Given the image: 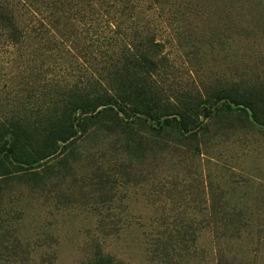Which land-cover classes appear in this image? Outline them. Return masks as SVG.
I'll return each instance as SVG.
<instances>
[{"label":"rangeland","instance_id":"374dc122","mask_svg":"<svg viewBox=\"0 0 264 264\" xmlns=\"http://www.w3.org/2000/svg\"><path fill=\"white\" fill-rule=\"evenodd\" d=\"M13 1L36 21L19 3L21 33L0 31V119L60 120L67 100L99 110L135 89L193 125L86 122L49 170L11 172L0 264H264V0ZM231 99L259 122L213 111Z\"/></svg>","mask_w":264,"mask_h":264},{"label":"trees","instance_id":"16d2710c","mask_svg":"<svg viewBox=\"0 0 264 264\" xmlns=\"http://www.w3.org/2000/svg\"><path fill=\"white\" fill-rule=\"evenodd\" d=\"M19 1L0 0V31L7 36L16 37L21 33V27L18 20L17 4ZM23 3V2H22ZM53 4V2H52ZM22 6V7H21ZM19 9H24L23 13L28 22L36 21L31 15V11L26 5L22 4ZM134 61V68L139 70L143 67L146 59L138 57ZM149 62V60H147ZM135 96L129 103L121 100H113L111 97H98L102 108L96 110L97 107L91 106L90 101L76 99L74 102L66 101L61 106V113L66 114V117L60 120H52L45 118L43 121H33L22 117H3L0 119V182H4L10 176L11 172L27 173L34 169L49 170L50 160L56 158L59 154H64L66 151L69 154L78 144L77 139L81 133H84L86 122L95 121L98 123V128L109 127L116 129L118 132H123L130 136L135 132L132 131L130 124L135 120L140 121V125H146L150 131L178 129L182 132H188L192 125L191 117L193 113L190 110H184L177 115L160 118L157 113L158 105L154 98L148 97L147 100H141L139 94L136 95L135 89L131 90ZM146 97V96H145ZM103 99V100H102ZM119 101V102H118ZM241 104V106H239ZM125 105L128 107L130 114L124 112ZM210 105V104H209ZM213 111L230 112L232 110H241L248 115L254 122H259V108L253 100L238 101H223L219 104L212 103ZM72 107V108H70ZM117 107L121 113H126V117H120ZM144 108V110H143ZM118 110V109H117ZM78 111V112H76ZM144 111V112H143ZM143 114V117L141 115ZM61 149V151H60ZM64 154V155H65ZM35 176L34 171L31 172ZM99 256L91 264H100Z\"/></svg>","mask_w":264,"mask_h":264}]
</instances>
